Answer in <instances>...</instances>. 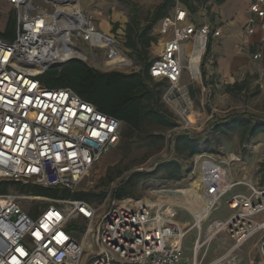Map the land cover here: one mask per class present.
<instances>
[{
	"label": "built area",
	"instance_id": "2783aa9c",
	"mask_svg": "<svg viewBox=\"0 0 264 264\" xmlns=\"http://www.w3.org/2000/svg\"><path fill=\"white\" fill-rule=\"evenodd\" d=\"M33 3L7 0L16 13V38L0 37V183L74 191L119 143L122 123L70 88L47 89L38 77L53 65L71 61L55 60L58 51L81 50L73 38L91 48L106 49L107 65H113L116 54L103 45L109 35L98 31L80 9L74 13L44 0L45 5H54V10L48 11ZM248 14L247 35L260 31L264 37V0H254ZM188 21L187 10L178 3L161 23L162 35L172 34V38L149 71L154 81L169 85L163 102L175 104L181 129L192 124L184 115L190 99L189 89L182 84L183 73L199 72L208 41L221 36L211 24ZM65 28L70 34L68 45L61 43ZM196 39L201 45L197 68L192 57L184 55V43ZM112 44L124 56V51ZM201 176L205 211L200 220L195 208L187 206L190 202L183 204L179 198L186 191L160 190L154 200L109 197L98 206L15 191L0 194V264H83L88 249L92 253L85 264H205L208 246L220 233L228 236L232 246L213 264H240L237 251L255 236H259L256 246L264 262V185L245 183L249 194H233L227 201L230 216L211 222L204 230V222L235 184H226L224 169L216 161H205ZM179 208L188 210L192 225L184 227L177 221ZM80 219L87 223L83 241L67 230ZM193 230L199 237L189 258L183 243Z\"/></svg>",
	"mask_w": 264,
	"mask_h": 264
},
{
	"label": "rangeland",
	"instance_id": "374dc122",
	"mask_svg": "<svg viewBox=\"0 0 264 264\" xmlns=\"http://www.w3.org/2000/svg\"><path fill=\"white\" fill-rule=\"evenodd\" d=\"M6 1L0 0V28L3 29H0L1 33L6 32L8 27L14 23L17 26L16 13L9 8ZM161 1L79 0V9L94 23L98 31L108 33L107 35H109L110 39H105V41L112 40L120 47L124 51L125 59L124 64L117 65L118 63L112 61L113 65L116 66L107 65L105 62L106 49L91 48L81 39L73 38L74 44L87 54V59H84V62L90 67L105 73L109 71L121 73L134 71V67L131 66L132 60L123 47L126 24L131 21L133 13L136 11L142 24L145 25L155 8L162 3ZM47 2L52 3L53 0H47ZM33 4L38 7H44L48 11L54 10V5L49 4L47 6L44 0H34ZM207 16L206 9H201L194 15L193 20L195 24H202ZM115 24H118L119 27L116 31H113ZM105 26L108 28V32L105 31ZM162 43L158 39L152 45V49L150 50L151 59L161 54L163 49ZM202 62L203 59L198 66L199 72L194 74V77L192 76L191 79L184 81L189 89L190 99L189 110L184 115L188 116L192 121L188 129L179 128L182 121L173 109L175 104L163 102L165 109L170 112L178 126L167 128L156 122L148 123L139 136L129 139V141H134V143H130L128 139H124L122 126L119 143L115 147H112L111 151L83 178V182L76 191L106 193L105 198L98 205L102 204L109 197L112 200L117 199L113 192L120 190L124 186L133 194L132 196L128 195L124 200H127V198L154 200L158 197L157 191L165 190L173 192L186 191L184 197L178 194L183 204L186 198L191 195L194 202L200 201L202 193V168L204 162L209 160L222 163L226 170V184L228 186L235 184L233 189L231 188L232 192L246 191L248 188L244 185L245 183L253 186L264 185L263 177L259 172L264 162V134L244 143L242 142L243 131H228L227 134L214 132L215 126L225 122L229 118V115L232 114H244L245 117L253 121H256V119L264 120V90L254 85L249 86L240 95H231L229 101L227 103L225 101V104L221 99L224 89H218L215 92L213 88L208 87L202 80ZM210 64L208 63L207 65ZM185 74L187 75V73ZM168 86L167 83L164 86H160L164 94L168 91ZM230 106H232V109L228 111L231 108ZM184 132L191 133V135L199 139V143L203 147L201 155L193 159L187 157L186 149H183L181 143H178L179 137L183 136ZM158 137H161V139ZM170 161L179 163V168L175 167L170 168L168 171H160L153 177L147 176V173L156 171V168L160 164ZM9 191L14 192L12 189ZM229 198L230 193L223 198L221 206L204 222L203 229L215 220L225 221L230 216L231 210L227 205ZM98 205L94 204L93 206ZM187 206L190 208L195 207L192 204ZM25 209L28 210V205H25ZM195 209H202V205H200V208ZM178 214V221L183 222V224L190 223L189 225H192L194 223V219L187 209L183 210L179 208ZM74 235L79 241L84 240L83 234ZM197 237V230H193L185 239L184 246L190 255H192L193 251V242ZM258 240L259 236L251 238L237 251L236 256L244 259V264H249L248 261L250 259L254 264H261L262 258L256 246ZM231 244L232 241L228 236L220 233L209 244L204 263L213 264L222 253L230 249ZM87 252L83 264L88 261L92 253L90 249Z\"/></svg>",
	"mask_w": 264,
	"mask_h": 264
},
{
	"label": "trees",
	"instance_id": "16d2710c",
	"mask_svg": "<svg viewBox=\"0 0 264 264\" xmlns=\"http://www.w3.org/2000/svg\"><path fill=\"white\" fill-rule=\"evenodd\" d=\"M228 1L231 0H162V3L155 8L145 25L142 24L135 11L131 21L126 24L125 41L123 43L125 51L132 60L131 62L137 68L133 72L109 71L105 73L90 67L82 60L75 59L65 62V64L53 65L38 78L42 85L50 90L72 89L104 114L119 120L123 126L125 140L128 139L129 141V139L139 136L148 123L156 122L167 128H175L178 125L170 112L165 109L163 103L164 92L160 89V86H164L166 83H158L149 75L154 60L150 58V50L158 40L154 31L155 27L170 16L178 3L187 10L190 22L195 24L193 17L199 10L206 9L207 15L211 16L213 6H222ZM118 27L119 25L115 24L113 31H116ZM16 29L17 26L14 23L8 27L6 32H0V37L12 40V33L15 37ZM210 56L211 45L209 40L201 65L204 80L207 78L206 63ZM248 88V82H243L227 85L225 91L236 96ZM215 127L214 132L224 134H227L228 131H243L242 142L244 143L257 138L260 134H264V120L256 119V121H253L245 117L244 114L229 115L225 122L217 124ZM158 138L161 139V137ZM129 142L134 143V141ZM178 143H181L182 148L186 149V155L189 159L202 154L203 147H201L199 139L191 133L184 132V135L179 137ZM179 166V163L174 161L164 162L156 168V171L147 173V176L153 177L160 171H168L170 168H179ZM259 172L264 180V162ZM138 175L140 176V174ZM10 189L15 192L28 193L49 199L86 201L92 205H98L106 196L104 192L67 191L59 188L23 185L22 183H0V194L8 193ZM113 193L119 200H124L128 195H133L125 186ZM86 225L85 220L80 219L69 225L67 230L72 231L75 237L74 234L83 233Z\"/></svg>",
	"mask_w": 264,
	"mask_h": 264
},
{
	"label": "crops",
	"instance_id": "0c3cea01",
	"mask_svg": "<svg viewBox=\"0 0 264 264\" xmlns=\"http://www.w3.org/2000/svg\"><path fill=\"white\" fill-rule=\"evenodd\" d=\"M253 1L254 0H231L224 3V5L222 6L215 5L211 9V16L210 17L207 16L204 23H202V24L207 23L209 25L211 24L215 30H220L221 32L220 37H211L210 39L211 56L208 58L209 59L208 62L212 61V63L210 65H207L208 62L206 63L207 78L206 80H204L202 76V80L208 87L213 88L215 92L218 89H224V94L221 97L224 103L225 101L227 103L231 95H234L232 93L225 91V87L227 85H234V84H241L243 82H248V87L254 85L255 87H260L261 89L264 90V37L260 31H257L254 34V36H249L247 35L245 29L246 22L249 18L248 10L251 4L253 3ZM11 10H13L12 7ZM161 23L162 21L158 24V26L155 28L154 31L158 39H160L163 42L162 43L163 49L161 51L162 54L168 40L172 38V34L167 35L166 37L163 36L161 31ZM188 23L190 24L189 21L187 22V24ZM105 31L108 32V28L106 26H105ZM12 35H13V39H15L16 36L14 37L13 33ZM200 46L201 45L197 39L195 41H189L184 43L185 58L187 59L189 56H191L193 60V66L195 68H197L198 63L200 62L198 55ZM161 54L157 55L153 59L161 56ZM185 64H187V60L185 61ZM185 73H187V75ZM194 74L197 73H195V71L190 73L189 71L185 70L183 73L184 76L182 79V84H185L184 81L186 79H191L192 76L194 77ZM230 107L231 108H229L228 111L232 109V106ZM216 162L222 165V163L218 161ZM224 174L226 176L225 169H224ZM232 189H230L229 192L230 196H232L233 194H249L248 189L244 192H232ZM191 196L186 198V200L190 202L187 205L192 204L195 206L194 208H200V205H202V208L204 207L203 202L201 200L194 202ZM178 218H179V214H178ZM179 223L184 227L190 224V223L183 224V222L181 221H179ZM184 243H183V247L185 250V257L191 258L192 255L188 254V250L185 249ZM230 249H227L226 252L222 253L219 257L226 254ZM238 259L240 260L239 262L240 264H244L243 263L244 259L239 257ZM248 263L254 264V262L251 259L248 261ZM262 263H264L263 260L261 264Z\"/></svg>",
	"mask_w": 264,
	"mask_h": 264
},
{
	"label": "bare ground",
	"instance_id": "6f19581e",
	"mask_svg": "<svg viewBox=\"0 0 264 264\" xmlns=\"http://www.w3.org/2000/svg\"><path fill=\"white\" fill-rule=\"evenodd\" d=\"M52 3H54L56 5H60L62 7L66 6V8H68L70 12H74V13L78 12L79 7H80L79 0H53ZM64 26H66V25H64ZM64 26L61 25V28H64ZM64 30L65 31L62 33L63 35L61 36V43L68 45L69 44V35H70L69 29L65 28ZM103 45L106 47H109V45H110V47H112L111 51L114 52V54H116L114 56V58L112 59V61H114L118 64H122L124 62V56L120 55L117 52V47H115V45L112 44V41H110V40L105 41V42H103ZM70 49L71 50L58 51L55 54L54 59L59 61V62H65L68 60L80 59V58H82L83 60L87 59V54L84 51H81V50L77 51V50H73L72 48H70ZM198 55H199V59H200V53H198ZM112 61H111V63L113 64ZM204 211H205V208L203 207L200 210L194 209L193 212H194V214L197 215L198 220H200L201 217L204 215Z\"/></svg>",
	"mask_w": 264,
	"mask_h": 264
},
{
	"label": "water",
	"instance_id": "95a60500",
	"mask_svg": "<svg viewBox=\"0 0 264 264\" xmlns=\"http://www.w3.org/2000/svg\"><path fill=\"white\" fill-rule=\"evenodd\" d=\"M77 60H82L83 62L85 61V60H83L82 58H80V59H77Z\"/></svg>",
	"mask_w": 264,
	"mask_h": 264
}]
</instances>
